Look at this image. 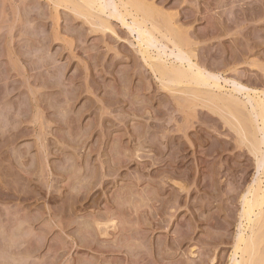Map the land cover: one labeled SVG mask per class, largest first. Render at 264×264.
<instances>
[{"label": "rangeland", "instance_id": "obj_1", "mask_svg": "<svg viewBox=\"0 0 264 264\" xmlns=\"http://www.w3.org/2000/svg\"><path fill=\"white\" fill-rule=\"evenodd\" d=\"M80 1L0 0V264L240 261L264 0H139L219 91L160 79L132 7ZM159 34L156 65L182 66Z\"/></svg>", "mask_w": 264, "mask_h": 264}, {"label": "bare ground", "instance_id": "obj_2", "mask_svg": "<svg viewBox=\"0 0 264 264\" xmlns=\"http://www.w3.org/2000/svg\"><path fill=\"white\" fill-rule=\"evenodd\" d=\"M80 1V0H79ZM81 1H83V3H84V5L87 7V8H92V9H90L91 11L93 10V8H97L98 7V12H101V13H104L106 10H108V9H105V7H104V5L101 3H99V0H81ZM80 1V2H81ZM101 1V0H100ZM113 1V0H112ZM109 2V1H108ZM120 2V5H117L116 3H113V4H115L114 6H115V9H116V11L115 12H117L118 11V8H119V11L117 12V13H119L120 12V10L123 8V9H125V14L128 12L127 10H128V8L129 7H132L134 10H135V14H136V12L137 13H139L140 14V12H143V17L142 16H140V18H142L141 20H139L138 19V16H139V14H138V16L137 17H135L136 15H132V13H131V11H129V15L130 16H132L131 18H133L132 20H133V23L131 24V26L132 25H134V29H136V31L138 32V39L140 40V44L141 45H146L147 47L145 48V50H144V55L145 54H147L148 56H147V58H146V60L148 59V61L150 62L148 65L150 66V65H152V67L155 65L156 66V68L158 69H155V68H153L154 70H157L158 72H156V73H159V75H160V73H161V78L160 79H162V80H164L163 78L165 77L166 79H168V81H166V82H168L169 83V81H170V83H172L173 84V86H176V85H180V84H185V83H188V84H190V85H192V86H194V87H197L198 88V86L201 88V86L203 87H210L212 84L210 83L211 81H210V77L209 76H207L208 77V79H207V77L205 78V76H204V74H203V72L202 71H200V69L196 66V65H194L192 62H191V57L188 55V54H186L187 52L186 51H184L183 50V48L180 46V45H178L177 44V42H174V39H172V37L173 36H170V35H168L169 33H167V35L168 36H170L169 37V39L168 38H166L167 36H166V34H165V36H164V34H163V32H161L160 30H161V28H159L158 26H157V24H156V21H155V18H154V20L152 19L153 18V16H152V11H149L146 7H143L144 5V3H142L141 4V2L139 1V0H127V2H126V0H120L119 1ZM69 3V2H68ZM81 4V3H80ZM62 5V4H61ZM108 5V4H107ZM110 7H111V5H109ZM79 7H81V6H79ZM109 7V8H110ZM113 7V6H112ZM121 7V8H120ZM131 8V9H132ZM146 8V9H145ZM148 8H150V7H148ZM78 10V9H77ZM95 10V9H94ZM133 10V11H134ZM146 10H148V11H146ZM79 11V10H78ZM96 11V10H95ZM81 12V11H80ZM79 12V13H80ZM83 12V11H82ZM151 12V13H150ZM85 13V12H84ZM92 13V12H91ZM121 13V12H120ZM119 13V14H120ZM118 14V15H119ZM122 14V13H121ZM124 14V15H125ZM159 14V13H158ZM79 15V14H78ZM104 15V14H103ZM111 15V14H110ZM117 15V16H118ZM123 15V16H124ZM128 15V16H129ZM82 16V15H81ZM152 16V17H151ZM89 17V16H88ZM113 17H114V15H113ZM157 17V16H156ZM144 18V19H143ZM92 19V18H91ZM98 19H100V18H98ZM118 19H120V18H118ZM122 19V18H121ZM156 19H158V18H156ZM96 20V19H95ZM123 20V19H122ZM143 20V21H142ZM152 20V21H151ZM124 21V20H123ZM154 22L153 24H156V25H151V27H152V29H151V27H150V29L148 28V26H147V24H149L148 22ZM93 22V21H92ZM166 22V21H165ZM162 23V22H161ZM167 23V22H166ZM103 25V24H102ZM106 25V24H105ZM108 26H105V29L107 28ZM169 27V26H168ZM101 28V27H100ZM108 28H111L110 26L108 27ZM167 29V28H166ZM160 33L161 35H163V39H167V41H169V43H173L172 45H174V48H177L178 49V51L180 52V55H182V56H180V58H177V59H179L180 60V63H181V65L183 66H178L177 67V65L175 66V65H172L173 67H168L167 68V65L166 66H164V64H162V66H161V64H158V65H156V63H155V61L157 60V61H161L162 60V63H164V60L163 59H161V57H158V59H156L157 57H153V56H151V54L149 55V52H150V50H149V48L151 47V46H155L154 45V42L156 41V39H157V36L155 35V33ZM171 33V32H170ZM159 34V35H160ZM158 35V34H157ZM160 35V36H161ZM156 36V37H155ZM174 37H175V35H174ZM173 37V38H174ZM156 38V39H155ZM170 38H171V40H170ZM173 40V41H172ZM158 41V40H157ZM176 41V40H175ZM157 43V42H156ZM181 43V42H180ZM166 62V61H165ZM148 63V62H147ZM161 63V62H160ZM166 64V63H165ZM151 67V66H150ZM184 68V67H188V68H185V69H182V68ZM152 69V68H151ZM152 69V70H153ZM187 69V70H186ZM186 70V71H185ZM163 77V78H162ZM168 77V78H167ZM212 79V78H211ZM186 81V82H185ZM210 81V82H209ZM163 82V81H162ZM213 82H215L212 86H214L215 85V88H217L218 89V91L222 88L220 85H218L217 84V82L214 80ZM167 83V84H168ZM170 83L168 84L169 86H170ZM176 84V85H175ZM183 84V85H184ZM194 84V85H193ZM209 84H211L210 86H208ZM187 85V84H186ZM212 86H211V89H212ZM177 87V86H176ZM203 89V88H202ZM198 91V90H197ZM200 91V90H199ZM229 96V95H228ZM246 96H248L249 98H250V102H248V103H250L252 106H250V104H249V106L250 107H252L251 109V111H252V113H253V115H252V113L250 112L249 113V116L251 117L250 118V125H251V127L253 126V128L255 129V130H257V131H255L254 132V134H252V137L254 138L253 139V143H252V152H253V154L255 155V156H260L261 154H263L262 156L263 157H261V158H257L256 157V159L258 160V162L260 161H262L261 163H257V166H259V168H260V170H261V177H260V175H259V178H257V180L256 181H254L253 183V185L251 186V187H249V189L247 190V193L246 194H244V196H243V198L241 199L242 200V215H241V218H242V223H241V229H242V231H243V234L239 237V239H238V241H237V249H236V251H240L241 252V260L240 261H233L235 264H264V254H261V248L263 247V243H264V151H262L261 150V147H262V145L264 146V139H261V138H257L258 136H257V134H258V132H261V131H264V100H263V98H262V95H261V98H260V95L258 96L257 94H256V96H251L249 93L246 95ZM264 96V95H263ZM220 97V96H219ZM217 98V97H216ZM248 98V99H249ZM222 98H220L219 100L220 101H222L223 102V99L221 100ZM226 100H229L228 102L226 101ZM225 101L227 102L226 104H228L227 105V107L229 108V109H231V105L232 104H234L235 102H234V100L232 99H226ZM224 101V102H225ZM240 101V100H239ZM234 102V103H233ZM236 102H237V100H236ZM239 104H242V103H239ZM243 104H245V103H243ZM237 106V105H236ZM246 109H247V106H246V104H245V106H244ZM238 108V107H237ZM250 110V109H249ZM224 111V110H223ZM233 114V113H232ZM234 115V114H233ZM255 115V116H254ZM252 116L253 117H256L255 118V120L257 121V122H260L261 123V127H259L258 128V123L256 122V123H254V125L255 124H257V126H254V125H252V123L253 122H255L254 121V119L252 118ZM251 119L253 120V121H251ZM244 122V121H243ZM242 121H241V123H243ZM245 123H247V122H245ZM259 123V124H260ZM249 125V124H248ZM241 126V125H240ZM247 125H245L244 127L243 126H241V132H240V135L241 134H244V135H241V136H245L244 138L245 139H248V137H247V132H249V131H247V129L245 128ZM249 127V126H248ZM247 127V128H248ZM255 127H257V128H255ZM258 129L260 130V131H258ZM242 131H244V133H242ZM251 132V131H250ZM257 133V134H256ZM256 134V135H255ZM264 134V133H263ZM257 136V137H256ZM264 136V135H263ZM242 137V138H243ZM247 137V138H246ZM251 137V136H250ZM243 138V140H245ZM263 138V137H262ZM258 139L260 140H262V142L261 141H258ZM247 141V140H246ZM261 159V160H260ZM258 169V168H257ZM259 173V172H258ZM263 244V245H262ZM262 246V247H261ZM264 248V247H263ZM263 251H264V249H262ZM240 252H238V253H240ZM264 253V252H263ZM240 255V254H239Z\"/></svg>", "mask_w": 264, "mask_h": 264}]
</instances>
